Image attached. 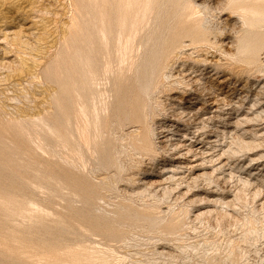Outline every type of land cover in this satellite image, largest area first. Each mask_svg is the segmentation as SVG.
Returning a JSON list of instances; mask_svg holds the SVG:
<instances>
[{
	"label": "rangeland",
	"instance_id": "1",
	"mask_svg": "<svg viewBox=\"0 0 264 264\" xmlns=\"http://www.w3.org/2000/svg\"><path fill=\"white\" fill-rule=\"evenodd\" d=\"M191 1L200 3L196 11L203 12L202 24L216 45L186 50L175 63L179 66L168 72L173 71L172 81L188 77L187 84L175 83L174 91L154 94L164 96L169 111L157 110V146H164L168 136L181 149H160L155 163L131 148L121 154L125 167L114 188H100L99 201L79 211L91 217L108 211L109 222L125 223L105 238L85 241L107 256L91 264H264V30L255 35L261 45L258 62L248 64L239 51L249 36L246 25L228 0ZM76 8L77 0H0V264H42L35 252L42 245L49 251L56 245L77 247V166L69 150L39 122L66 123L56 105L61 98L75 131ZM198 57L209 61L197 65ZM132 126L126 131L137 129ZM190 148L195 152L188 153ZM104 172L112 180L116 169ZM14 202H35L67 222L55 223L53 215L44 222L23 220ZM152 207L156 209L150 214ZM174 215L182 219L175 230L170 223Z\"/></svg>",
	"mask_w": 264,
	"mask_h": 264
},
{
	"label": "bare ground",
	"instance_id": "2",
	"mask_svg": "<svg viewBox=\"0 0 264 264\" xmlns=\"http://www.w3.org/2000/svg\"><path fill=\"white\" fill-rule=\"evenodd\" d=\"M199 5L200 3L194 4L191 0H77V78L73 79V85L77 83L75 131L72 130L71 117L66 114L68 105L61 98H57L56 105L61 114L64 113L67 118L66 123L60 126L46 119L39 121L44 123L48 130L69 150L73 165L77 166V193H74L77 197V228H75L77 229L75 230L77 231L75 240L77 247L57 248L56 245V248H53L55 250L49 251V247L42 245L39 249H35L42 264H87L88 262L91 264V261L96 262L95 259L106 261L105 254L100 255L96 249L85 244V241L94 236L105 238L104 236L109 235L113 229H117L125 223L116 221L117 225H115V222H109L107 220V216L110 218V215L107 214L108 211L105 215L96 217H91L90 214H80L79 211L86 210L89 208V204L95 203L100 198V188L107 191L114 188L118 182V175L125 167L120 158L125 149L131 148L134 154L142 158L150 157L154 163L160 154V149L167 153L181 149V144L172 143V137L168 136L162 140L167 142L164 146H160V148L157 146L156 136L160 135V128L155 127L159 117L157 110L169 112L168 105L161 99L164 96L157 95L172 91L175 83H186L185 78L188 77L180 79V81H172L173 71L172 73L168 72L169 69H174L173 66L179 61L178 59L188 53L186 50L195 46L201 48L204 44H215L209 29L204 26V23L202 24L204 15L202 10H199L202 14L196 11V7L201 6ZM228 6L234 12L239 13L246 25L245 31L249 35L242 40L239 51L244 55L248 64H255L258 62L257 51L261 46L259 45L260 39H255V35L264 30V0H228ZM217 41L219 40L217 39ZM214 52L216 51L214 50ZM192 53L187 56H192ZM201 56L203 57V55ZM229 56L231 57V55ZM202 57V60L198 57L199 60H196L195 64L199 65L209 61L207 57L204 59ZM63 59L65 60V58ZM212 61L210 62L212 63ZM191 68L193 70L195 66ZM181 77L179 76V78ZM190 84L187 87H190ZM63 86L65 89L69 88L67 80L63 82ZM47 110L53 111L50 108ZM172 112L173 115L176 114V111ZM129 124L137 126V129L133 132L126 131ZM170 130L172 129L166 131ZM187 150L188 153L194 151L192 148ZM223 154H226V151L220 156ZM136 162L140 166L141 161ZM31 165L33 166L34 163H30ZM111 169H116L112 180L104 174V171L107 174V171ZM45 175L47 176V174ZM89 178L93 179V182L89 181ZM97 180L98 182H95ZM246 183L249 181L247 180ZM14 204L17 207L15 211L23 220L44 222L50 218V215H53L55 223L65 224L67 222L59 212L47 213L42 206L35 202H14ZM154 209L156 207L147 211L151 214ZM104 212L106 211L104 210ZM150 214L148 216H151ZM128 215L129 213L125 212L123 218H127ZM116 216L118 217L117 212L113 217L114 220H116ZM136 216L140 218L143 214L138 213ZM170 223L174 230L179 229L182 219L174 215L170 219ZM214 262L210 264H214Z\"/></svg>",
	"mask_w": 264,
	"mask_h": 264
}]
</instances>
